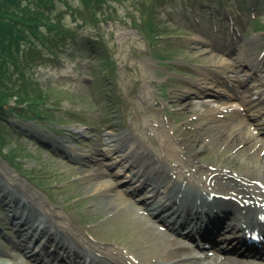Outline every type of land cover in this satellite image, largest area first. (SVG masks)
<instances>
[{"label":"rangeland","instance_id":"1","mask_svg":"<svg viewBox=\"0 0 264 264\" xmlns=\"http://www.w3.org/2000/svg\"><path fill=\"white\" fill-rule=\"evenodd\" d=\"M48 1L44 11L66 35L46 31L51 49L24 43L3 76L12 93L6 106L18 111L6 112L0 122V264H72V252L52 247L64 226L91 252L82 259L94 264H107L98 260L94 246L101 254L122 253L124 264H142L139 254L149 253L150 243L162 247L178 238L192 246L184 235L161 234L144 206L130 202V196L134 201L142 196L128 189L136 181L128 182L127 163L142 150L164 165L175 184L192 187L197 199L206 191L229 196L232 202L223 205L228 210L237 189L228 182L213 186L217 165L244 177L259 170L264 177V117L244 111L237 118L211 115L225 99L214 92L213 80L242 78L264 103V0ZM147 23L154 25L152 31ZM222 61L232 67L215 72ZM231 103L237 107L239 99ZM242 117L244 126L235 121ZM242 127L253 129L257 138L243 134ZM113 138L123 149H114ZM121 152L127 154L124 161ZM85 155L116 162L107 170V179L116 180L108 193L118 219L144 223L147 238L139 245L136 235H124L123 225L88 198V171L78 162ZM256 183L243 184L257 191ZM22 201L30 204L24 207ZM38 207L49 210L53 220L33 230L42 240L52 237L41 248L46 252L30 255L37 245L30 244L33 237L29 241L26 223L18 218L37 216ZM188 225L176 227L183 232ZM192 251L198 255V249Z\"/></svg>","mask_w":264,"mask_h":264},{"label":"bare ground","instance_id":"2","mask_svg":"<svg viewBox=\"0 0 264 264\" xmlns=\"http://www.w3.org/2000/svg\"><path fill=\"white\" fill-rule=\"evenodd\" d=\"M241 60V59H240ZM232 65L230 63H227L226 61H222L214 70L215 72H221L224 73L225 70L231 68ZM235 68V65L233 69ZM229 82L221 83L219 81L213 80V86H214V92L217 93V95H223L222 97H225L224 99V105L221 107H214L212 114L214 119L219 118L220 114H224L226 117H236L238 115H241L244 111V113H247L251 117H257L262 116L264 117V103L260 99L256 93L251 90L248 86L245 84V80L242 78H239L236 76L235 79L228 80ZM211 84V85H212ZM215 89H217L215 91ZM208 90H211V86L207 87L206 89L201 90L202 93H207ZM215 93V94H216ZM239 99V105L237 107H233L231 100L234 98ZM208 101H213V100H208ZM190 103V102H189ZM211 107V105L209 104ZM238 117V116H237ZM236 117V118H237ZM235 121L238 122L240 125L247 123L245 118H240ZM230 127L232 126L231 122L229 123ZM228 124V126H229ZM244 126V125H242ZM261 128V127H260ZM219 133L223 132L221 129H224L222 126H218ZM242 130L243 134H249L250 137L253 139L257 138V134L253 129H246L244 127L240 128ZM116 138H120L119 135L116 136ZM116 138L111 139L114 144V149H123L122 145H119L115 141ZM131 144V143H129ZM130 147V146H129ZM121 148V149H120ZM192 149L195 151H198L196 149V146H192ZM134 149L132 148V150ZM188 151V150H187ZM132 158L131 163H127V167H131V165H138V171H131L128 176V182H135L136 183L133 185H130L129 191L132 196L135 194L139 193L142 194V197L138 198V200H133L130 196V202L133 203L138 207L139 204H142L144 207H141L143 210L147 211L146 213H149L151 217L148 216L149 220L156 226L157 230H161V234H167L170 235V233H175V227L172 226L165 220L160 213L161 212H167L171 217H176L180 218L182 216V220L180 221V226H185L187 224V220L190 218V216H194L198 218L199 212L197 211V205L195 204H204L205 207L207 206V195H202L201 200L196 202L197 200V195L196 192L192 189V187H188L189 190H186L184 186L181 184H175L171 179H169L166 176V170L164 168V165L159 162V160H155V158L149 156L142 150H138L137 153L135 154ZM107 155V154H105ZM104 155V156H105ZM122 155V156H121ZM126 155H124L123 152L119 154L120 161H124L123 158H126ZM134 159V160H133ZM128 161V160H127ZM81 165L84 166V170L88 171L86 174L87 181L85 183L87 184V190H88V198L94 199L95 201L97 200V205L100 206L101 208L104 207L106 208V211L110 213V218L115 221L114 223L117 224L119 227L123 225V233L124 235H127L128 233H132L133 235H136V243L139 245V242H141V239H146L147 235L145 234V230H143V225L144 223L138 222L137 220H131V219H125V220H120L117 217L119 216V211L116 212V209L113 205V202L111 201L112 198H110V194L108 193L111 189L115 188L116 186V180H108V172L107 170L113 165V163L116 162H109V161H104V162H99L97 158L91 157L89 155H85L84 158H80L78 160ZM210 164V163H209ZM217 165V164H216ZM121 168L125 165H120ZM134 167V166H132ZM219 165L212 171L213 174V186L215 187H220L221 182H228V185L233 187V189H237V198H235L237 201L234 203L237 205L236 209L232 211L233 218L231 222H229L228 228H233V232L239 231V235H248V233H251L250 230L252 229L251 226H254L256 224L255 221L260 220V222L264 221V216L262 217V214L264 215V209L261 206V200L260 196L263 198L264 201V177L260 175L259 170L251 174L249 177H244L241 176L243 174L241 173H235L233 171H230L229 169H218ZM148 169V173H146ZM119 172V171H118ZM207 170H205V173ZM231 173V174H230ZM234 173V174H233ZM117 174V173H115ZM139 174V175H138ZM206 175V174H205ZM234 175L241 176V177H234ZM223 178L225 180H223ZM235 178V179H234ZM229 179V180H228ZM230 180H236L238 183L231 182ZM245 181V182H243ZM257 182L256 184L260 187V190L257 191H251L250 189L246 188L243 183L249 184L252 182ZM123 182V181H122ZM127 182V183H128ZM220 182V183H219ZM253 186V185H251ZM214 188V187H213ZM220 191V190H219ZM218 192V191H217ZM106 193H108L106 195ZM219 193V192H218ZM199 194V193H197ZM240 195V197H239ZM182 200H187L192 206L195 205V207H192L191 205L187 206L189 208H180L179 201ZM215 201H218V199H212V203ZM231 201V200H229ZM151 202H153V206H151ZM232 202V201H231ZM241 202L247 203L243 208L244 211L239 210V204ZM30 204V202H25L22 201V205L27 206ZM242 204V203H241ZM260 205V206H259ZM38 214L37 216H31L30 218L26 219V216H19L18 220L19 223H24L25 226L24 229L30 234L32 230L37 227L42 229V226H39L38 223L41 222V224H44L45 226L49 225L46 223L52 222L53 217L52 213L48 211H44L42 207H38ZM145 208V209H144ZM50 209V208H49ZM52 211V209H50ZM169 210V211H168ZM261 213H260V212ZM211 214L216 215V212H213L211 210ZM41 213V214H40ZM205 214L204 216H206ZM186 219V220H185ZM39 221V222H38ZM242 222V223H240ZM48 227V226H47ZM57 227V226H56ZM225 225L222 224L220 225L219 228H217V231L220 230V233L223 234L224 232L222 229H225ZM58 228V227H57ZM197 228V227H196ZM60 229V228H59ZM155 229V228H154ZM16 230H19V228H16ZM158 230V231H159ZM23 231V230H22ZM34 231V230H33ZM61 231V237L59 238L61 243L58 240H55L53 244L55 246H58L60 249H63L65 252H72L73 253V259L71 261L72 264H84L82 255H89V250L88 247L83 246L82 243L72 234L67 227H62L60 229ZM153 232H157L155 230H152ZM203 229H201V232ZM170 232V233H169ZM23 233V232H22ZM151 233V232H150ZM159 233V232H157ZM261 233V232H260ZM52 236H48L47 238H51ZM234 237V236H233ZM47 238H44L45 240ZM228 238V239H227ZM65 239H68L67 241ZM227 239V240H226ZM232 238H229L228 236L221 235L220 240L218 243L223 245L225 240L227 243ZM247 240H250L251 238H246ZM245 239V240H246ZM44 240V241H45ZM64 240L65 243L64 244ZM240 240V237H235L230 241V243H237V241ZM150 241V240H148ZM256 241V240H255ZM43 240H40V244L38 245L37 242L34 244L37 245L35 247V251H31L34 249H30V255H34L35 253L39 252H46L45 249L41 250L42 247L47 246V243L45 245L44 242L42 244ZM151 242V241H150ZM69 243V244H68ZM217 243V244H218ZM258 244L259 242L256 241ZM68 244V245H67ZM129 249L133 250V246L130 244ZM132 246V247H131ZM149 249L153 248L150 250L149 253H146L144 256H141L139 254L138 260L142 261V264H264V261L258 260L256 255L249 256L247 258L245 257H235L232 256L233 253H224L217 252L218 250L214 251L217 252L215 255L211 251V257H205L199 258L193 253V249L185 244L182 243V241L178 238H173L169 243L165 244L164 246L158 245L154 243H150L147 246ZM94 253L99 254L101 256H98V260H102L106 262L107 264H124L122 261V253L114 252L113 250L107 251V253H100L99 250L97 249L98 247H93ZM194 248V247H193ZM20 250L22 252H25V249L20 246ZM118 250V249H117ZM114 252V253H113ZM129 252V250H128ZM32 253V254H31ZM160 254V255H159ZM93 257V256H92ZM137 258V255H136ZM82 259V260H81ZM93 259V258H92ZM87 260V259H86ZM125 260V259H123ZM89 264H94L92 260L88 259ZM21 263V262H20ZM23 264H26L25 262Z\"/></svg>","mask_w":264,"mask_h":264},{"label":"trees","instance_id":"3","mask_svg":"<svg viewBox=\"0 0 264 264\" xmlns=\"http://www.w3.org/2000/svg\"><path fill=\"white\" fill-rule=\"evenodd\" d=\"M49 4L48 0H0V122H5L6 112L17 110L6 106L12 96L4 87L3 80L8 72L9 62L16 64V55L24 43H40L51 49L46 45V31L66 35L62 28L50 21L44 11L43 7H48ZM147 25L152 31L154 25Z\"/></svg>","mask_w":264,"mask_h":264}]
</instances>
